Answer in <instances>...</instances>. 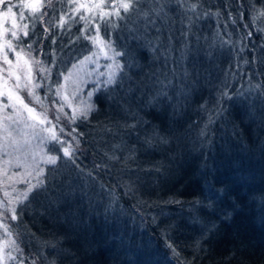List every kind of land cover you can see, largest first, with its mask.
Instances as JSON below:
<instances>
[{
  "label": "trees",
  "instance_id": "obj_1",
  "mask_svg": "<svg viewBox=\"0 0 264 264\" xmlns=\"http://www.w3.org/2000/svg\"><path fill=\"white\" fill-rule=\"evenodd\" d=\"M177 4L159 37L147 31L155 48L128 37L133 69L106 85L102 66L87 119L45 109L73 159L59 152L38 221L8 217L9 264H134L144 244L162 264H264V0ZM80 189L118 209L109 258L76 228Z\"/></svg>",
  "mask_w": 264,
  "mask_h": 264
},
{
  "label": "rangeland",
  "instance_id": "obj_2",
  "mask_svg": "<svg viewBox=\"0 0 264 264\" xmlns=\"http://www.w3.org/2000/svg\"><path fill=\"white\" fill-rule=\"evenodd\" d=\"M9 2L15 5L20 3L21 0H9ZM52 2L55 4L54 9H43V11L48 13V15L43 17V22L37 18L33 24L32 17H28L20 22L29 24V34L27 37L21 36L17 51L22 47L26 53H30V59L33 63L25 65L21 61L19 68H13L11 70L21 77L19 81L21 84L19 95L25 98L26 103L31 102L30 106L37 112L45 113L48 120L49 117L45 112V109L47 110L48 107L51 108L55 117L62 116L71 120L74 114L73 109L80 110L79 103L87 95V87L95 79L102 76V66H104L105 72L103 75L105 77H108L109 72L113 71L115 66L112 59H105L103 55L98 59L92 57L91 60H85V57H91L92 52L96 51V49L93 48L88 40L83 38L82 29L85 27L84 22L80 21L78 17L75 21L70 19L72 13L69 10L68 0H52ZM177 3H180V0H138V9L127 20H116L113 18L115 27L101 25L102 34L106 31L108 39L110 38L109 35L114 36L113 42L119 45L118 51L123 53L116 58L117 62L121 65L120 69L124 73H127V70L133 69V63L128 58L121 60L120 57L130 55L136 43L138 45L141 43V45L148 46L154 42L153 47L155 48L156 42L151 37H148L147 31L156 33L159 37L160 32L167 25V19H173L175 14L182 16L186 12L185 8H178ZM18 11V9L14 8V12ZM3 12L4 9L0 8V33L3 32L4 27L11 28L12 24V19L4 17ZM62 13H68L69 17L68 23L63 29L55 26ZM196 16L197 13L193 12V20ZM45 27L49 28L48 33H45ZM87 34H94V29L91 25L89 26V32ZM132 36L137 37L136 43L128 39V37ZM7 38L11 39L10 33ZM155 39L157 40L156 36ZM2 44L3 39H0V45ZM13 44H17V41H13ZM29 44L32 46L31 49L28 48ZM179 52L182 51L177 50V56ZM176 55H173L172 58L174 59ZM8 56L9 59L16 60L14 53L9 52ZM34 61H40V63L36 64ZM29 67L32 69V82L28 87H32L35 95L40 97V103H36L34 98L29 96L28 91L24 88V85L27 84L25 77ZM6 70H8V65L4 64L3 54L0 53V92L13 89L17 83L14 77L8 78ZM69 71L72 72V75L66 81L65 77ZM5 80H7V89H5ZM35 85H39V87H34ZM60 85H64V88L60 89L61 94L58 96L57 89ZM63 97H67V101ZM5 102L7 101L5 100ZM58 108H62V111H57ZM8 115H13L12 109H5L0 105V137H3V129L7 126L14 130V135L24 136L29 139L30 146L21 148L20 150L8 148L7 152L9 155H4L0 151V201H5V191L9 192L15 198L28 187L27 181L31 180L32 183H35V180L31 176H28V173L32 171L34 166L33 154L40 151L39 136H47V133L44 132H40L39 136H34L33 130L31 128H25L23 123L15 124L12 121L6 120L5 117ZM24 116L27 117L28 114L24 113ZM53 126L58 134L55 123L45 125V127ZM60 139L62 140V137ZM0 143H2V140H0ZM44 151L48 155L58 156L62 149L59 143L50 142L44 145ZM36 160H39V156H36ZM52 166L54 165H41V167L45 168V176L47 177L45 181L54 177L58 164L56 167ZM5 170L7 171V176H5ZM8 177L12 179H8ZM21 180L24 182H18ZM43 190H45V187L34 192L30 196V202H26L27 206L20 205L18 206V210L19 208H23V215H29L32 220L38 221L39 219L33 216L35 213H40L36 209H40L43 205V203H38V200L43 201ZM84 194V189H80L77 193L75 191L71 194L79 201L83 198H87L89 201L86 209H84L85 206L81 207L79 205V201L74 204L77 216L80 214L85 216L84 221L78 220L76 222V228L79 231L85 230L88 236L94 238L96 244L102 242V248L107 247L104 256L109 258L112 240H110L111 233L108 220H112L115 215V210L118 209H115L111 204H107L106 199H99L100 204L94 203L93 199H91L92 192L86 194L88 197H85ZM8 217V215L4 217L7 222H9ZM10 238L12 239V237ZM6 239H9V237H5L3 230L0 229V248H4V241ZM8 253L12 254L10 246L0 253L4 257L3 264H9L14 261V259L7 258ZM133 254L137 255V260L135 257L134 264H162L160 261L154 259L156 257L155 252L150 249L148 244L136 247Z\"/></svg>",
  "mask_w": 264,
  "mask_h": 264
},
{
  "label": "snow or ice",
  "instance_id": "obj_3",
  "mask_svg": "<svg viewBox=\"0 0 264 264\" xmlns=\"http://www.w3.org/2000/svg\"><path fill=\"white\" fill-rule=\"evenodd\" d=\"M69 10L72 13L70 19L75 21L78 17L80 21L84 22L85 27L82 29L83 38L88 40L96 51L92 52L91 57H85V60H91L92 57L97 59L103 55L105 59H112L114 66L117 70L121 68L119 62L115 60V57L122 55L123 53L114 49L111 40L108 39L107 32L103 34L101 32V25L115 27L113 23V18L116 20H127L130 15L138 9V0H68ZM0 8L4 9L3 15L6 18L12 19L11 28L4 27L3 32L0 33V39H3V44L0 45V53L3 54L4 64L8 65L7 76L8 78H15L17 83L13 89H8L6 91L0 92V105L3 108H11L13 115H8L5 117L6 120L12 121L15 124L23 123L25 128H31L33 130L34 136H39L40 132L47 133V136H39V147L40 151L33 154L34 166L28 176H31L35 180L32 183L31 180L27 181L28 187L20 192L15 198H13L9 192H4L5 201H0V229L3 230L4 236L9 237L4 241V248H0V253L4 251L7 247L11 246L15 251H21L16 240L11 239L12 226L5 220V216H10V220L15 222L18 221L20 215L23 212V208L18 206L24 205L26 202H30V196L39 189H42L45 184L47 177L45 176V168L41 165H56L59 157L57 155H48L44 151V145L50 142H56L61 144L63 156L68 159H73V150L71 145L69 147H63L65 141L61 140L59 135L56 133L54 126L45 127V125L51 124L47 116L43 112H37L30 103L25 102V98L19 95V90H21V84L19 83L21 77L17 75L11 69L19 68L20 62L23 61L25 65H30L33 61L30 59V53H26L21 47L19 51V42L21 41V36L27 37L29 32V24L20 23L28 17L33 18V24L35 19H39L43 22V17L48 15L47 12L43 11L45 8H55V4L52 0H21L18 4H12L9 0H0ZM14 8L18 9V12H14ZM123 13V14H122ZM264 15V13H262ZM68 13H62L58 21L56 22V27L63 29L68 23ZM94 29L93 35H88L89 26ZM45 33L49 32V28L45 27ZM10 33L11 39L7 36ZM136 37L133 36V39ZM13 41H17V44H13ZM55 43V41H53ZM31 44L28 48L31 49ZM12 52L16 56V60L13 61L9 59L8 53ZM111 53V55H109ZM34 63L39 64L40 61H34ZM75 67V65H73ZM111 67V66H110ZM47 71V70H45ZM72 72L69 71L68 75L65 77L67 81L70 79ZM27 84L24 88L28 91L29 96L34 98L36 103H40V97L36 96L33 88L28 87L32 82V69L28 68L27 75L25 77ZM116 83V72L110 71L106 81L107 84ZM34 87H39L35 85ZM64 88V85H60L57 89V95L60 96V89ZM5 89H7V80H5ZM91 95V93H89ZM67 101V97H63ZM5 100L7 102H5ZM57 111H62V108H58ZM91 111L90 106H85L82 110L73 109V116L71 122L75 123L79 116L87 119V113ZM24 113L28 116L25 117ZM78 113V114H77ZM39 126V127H38ZM135 127V125H133ZM63 132V129H60ZM73 132L76 131L74 128ZM4 135L0 137L2 143H0V151L4 155H9L7 152L8 148L14 150H20L21 148L30 146V140L24 136L14 135V130L5 126L3 129ZM146 143H151V139H146ZM52 151V150H50ZM36 156H39V160H36ZM5 176H7V171L5 170ZM8 179H12L8 177ZM18 182H24L23 180ZM15 191V190H14ZM171 248L172 246L169 245ZM175 252V249H172ZM8 259H14L10 253L7 256ZM3 255H0V264H3Z\"/></svg>",
  "mask_w": 264,
  "mask_h": 264
}]
</instances>
